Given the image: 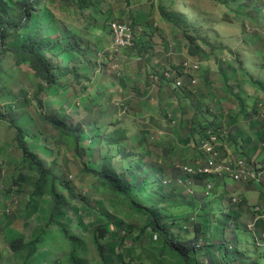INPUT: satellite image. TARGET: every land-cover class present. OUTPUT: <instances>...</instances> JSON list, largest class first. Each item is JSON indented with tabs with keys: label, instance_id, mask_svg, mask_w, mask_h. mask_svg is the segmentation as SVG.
Here are the masks:
<instances>
[{
	"label": "trees",
	"instance_id": "trees-1",
	"mask_svg": "<svg viewBox=\"0 0 264 264\" xmlns=\"http://www.w3.org/2000/svg\"><path fill=\"white\" fill-rule=\"evenodd\" d=\"M44 1L0 0V48H3L0 51V57L12 56L16 68L24 64L29 66L33 76L40 81L37 97L40 93L52 89L53 86H59L61 78L68 75L81 78L76 67H70L69 63L64 64L63 56L69 52L72 55H78L81 51L80 49L77 51L76 36L72 34L68 37L70 48L66 45L62 49L60 45L62 39L54 40L48 45L49 40L45 38L47 29L32 26L28 22L27 17L30 14L36 15L37 9L42 7ZM63 1L75 2L82 9H93L94 13L101 10L99 4L92 0ZM252 1H259V3L262 1V5L253 10V20L255 22L263 20V0ZM158 9L165 20L177 24L171 15L175 14L168 11L161 0ZM106 19L108 20L106 24L108 35L110 34L109 24L112 21L125 22L111 19L109 16ZM132 21L136 25L134 18ZM138 26L140 25L133 27L138 28ZM22 31L27 33V37L19 43H10L11 35L20 34ZM37 33L44 36L43 39H40ZM183 37L187 41V53L191 56H201V48L197 44L198 37L187 31L184 32ZM139 41L141 42V38ZM87 42L89 43L88 39ZM87 42L80 40L81 44H87ZM139 45L143 46V50L149 48L144 42L142 44L138 42L134 49H137ZM90 48L91 42L88 46V49ZM57 49L62 52L61 56L59 51H56ZM236 57L235 62L240 66L239 63L242 62L238 56ZM55 60H61L62 64H56ZM89 63L93 64L92 61ZM251 81L264 92V81L254 79ZM240 98L239 96V104L245 106V99ZM40 106H42L41 102ZM15 108L10 106V112L14 116L10 119L0 109V121L8 125L7 129L13 135L12 144L16 150L14 153H22V156L19 161L12 160L6 152L10 145L7 141L3 142L5 152L0 155L8 157V161L0 162V179L1 173L4 172L6 176L2 186L9 193L17 189V193L29 195V207L33 208L35 214L39 213L44 216V218L38 217L44 227L41 228L37 238L28 242L23 239V236L14 234L7 244L9 252L5 251L0 254V257L3 255L4 262L8 260L9 253L15 254L17 264H28L33 261L37 253L45 247L46 230L57 228L65 236L66 241L72 242L73 250L67 262L69 264H91L88 260L81 259L83 256L85 258L86 242L76 237L70 230L73 222L70 215L73 213L78 220L79 228L87 231L83 218L79 214L80 211L74 207V202L84 203L86 210L94 211V209L89 204V199L79 193L75 185L68 180L66 169L59 167L57 150L66 152L67 157L70 154L74 159L79 160L81 174L96 181L97 191H103L116 200L117 204L113 206L116 213H118L120 202L118 199H121V202L127 206L126 217L130 218L132 212H135L137 215L144 216L147 221L143 228H135L123 219L114 221L102 212L104 223L94 229L90 228L87 232L92 235V243L98 253L100 264H197L198 255L201 253L205 264H239L240 260L244 264H260L258 258H264V251H259V249H264L260 247H256L255 253L259 256L253 261V256L248 255V249L240 250V240L235 234L239 230L234 210L237 205L231 203L230 208L224 209L222 207L225 202L224 193L218 189V186L209 196L205 195L204 181L208 178L213 179L214 176L208 177L202 174L191 176L184 174L178 168L168 170L155 164L151 166L140 158L139 161L127 160L133 158L134 155L132 151L127 150L126 145L123 146L121 141L125 140V137L120 135L118 130L109 135V142H105L108 138L104 135L98 145L88 144L87 133L93 136L98 134H93V131L85 132L83 126L68 123L67 119L54 112L40 116L41 127H49L56 134L55 138L47 139L42 130L37 129L31 120L25 116H18V110ZM20 119L23 121L18 125ZM207 129L205 127L201 129L200 138L206 136ZM114 143H116V151H113L111 147ZM32 144L37 146L31 149ZM117 154L121 155L122 161L130 162L120 170L113 164ZM67 157L63 160L64 166L68 163ZM11 163H16V165L11 166ZM7 166L10 169L6 172ZM178 177L184 181L183 185L176 182ZM187 179L193 180L191 187L194 193L192 195L186 193L189 186L186 184ZM198 190L205 201L200 209L195 201L197 195L195 192ZM34 199L40 201L42 206L33 204ZM182 207H185L186 211L180 210ZM195 217L199 221H196ZM260 227L264 229V225L261 224ZM117 228L122 232H118ZM136 229L138 233L131 244H125V234H132ZM231 229L233 230L230 231ZM147 231L151 232L152 238L155 236V242L150 238L146 239ZM228 231L233 235L229 236ZM21 253L25 254L24 259L21 258Z\"/></svg>",
	"mask_w": 264,
	"mask_h": 264
},
{
	"label": "rangeland",
	"instance_id": "rangeland-1",
	"mask_svg": "<svg viewBox=\"0 0 264 264\" xmlns=\"http://www.w3.org/2000/svg\"><path fill=\"white\" fill-rule=\"evenodd\" d=\"M92 1H95L99 4L101 8L100 12L94 13L93 9H82L75 2L68 3L63 0H45L41 8L38 6V13L36 15L30 14L27 19L32 26H37L38 28L45 27L47 29V36L45 38L49 40L48 45L52 44L54 40L62 39L60 43L62 49L66 45L68 48H70L71 46L69 44L68 37L74 34L76 38H73H75V41L78 44L77 51L78 49H80L81 51L78 54V60L76 62L73 61L74 57L72 53H65L63 55L65 60L64 64H68L73 61L75 63L73 67H76L79 72L84 71V73L87 74V77H90L89 79H92V82L97 83L98 85H100V83H103V81H101L103 79V76L105 77L106 82H111L115 80V76L113 74L117 73L116 70L109 68V74L113 75L114 77L108 76L107 73L103 74L102 76V74L99 72H97L93 77V73L97 70L96 68H98L99 64H97V53H94L92 50H96L98 47L100 48V50H103L101 44L93 45L95 44V42H97L94 39V34H101L103 32H106V24L108 22V20L106 19L107 16H109L111 19L125 21L133 29V31L137 32V39L141 38V42H139L141 44L145 42L146 39L155 37L159 46H166L168 49L169 46L173 45L172 47H178L177 50L182 51V49H184L183 41L184 43H187V41L183 37L184 32L187 31L190 34L197 36V44L200 46V54H202L199 61H197L200 63V66L202 65V61L205 62L212 58L215 59L216 65H218L219 62H223V64H226L229 62V60L235 61L234 59H236V56H238L237 44L239 43L241 38L243 41L248 43L247 39H250L251 42H253L254 37H261V41L256 40V42L251 45H248L245 42L241 41L243 47L241 50H239L240 57L238 56V59H240L242 63H239L240 66L238 67L237 72L234 73L236 75L232 76V78H238L234 80L231 79L233 81V85H236V83H240L239 87L244 92V94H241V97L247 101L248 106H240L237 103L236 99H230L229 104L232 105L234 103L238 105L239 109L242 110L240 116L241 118H243L245 114L244 108L250 111V107H254V111H252V114L257 125H253L249 123L248 120H245V125L241 128V131L251 134H254L253 131L264 133V92L257 84L249 83L250 78L254 80L264 81V67L261 66L264 62L259 61L257 65V60L255 59V54H257L259 59H261L262 57L263 51L261 48L264 47V19L255 22L252 18L254 15L253 10L256 7L262 5V1H260L259 3V1L252 0H161L163 1L166 9L175 14L173 15L170 13L177 21V24H173L172 22H169L162 17L158 9L160 0ZM13 2L12 5H14ZM133 18L136 21V25L133 24ZM137 25L140 26H138V28L133 27ZM150 27H154V33H152L153 31L149 33ZM145 30L148 32H146ZM139 32L141 34H139ZM171 33L175 36H173ZM37 35L40 39H43L42 37H44L40 33H37ZM11 36L12 37L10 43H19V41H22L27 37V33H23L22 31L20 32V34L14 33ZM87 39L89 40V43L87 42ZM80 40H83L85 43L87 42V44H81ZM90 42H92V45L91 48L88 49ZM179 45L181 46L179 47ZM2 49L3 48L1 47L0 51H2ZM59 49H57L56 51H59ZM220 50L222 52H224V50H227V53L233 54L234 57H229V55L226 54L220 57V53L217 52ZM61 53L62 52L59 51L60 56L62 55ZM86 53L89 56L87 61L84 57ZM245 53H248L249 56L244 55ZM242 55L244 56L242 57ZM112 57L114 58L113 55ZM90 61H92L94 65L90 64ZM54 62L56 64H62L61 60H55ZM109 62L111 61L106 60L105 63L108 64ZM236 64L237 63L235 62L233 66H236ZM179 65L180 64L170 69H158L156 73L160 76V81H172V79H166L164 73H172L176 71L179 68ZM242 67H245L246 71H244ZM230 68L231 66H229V69ZM199 72L196 77L197 82ZM223 81L225 82V78L223 79ZM89 83H91V80L89 81L87 78L81 79L80 81L78 80V78H75L73 76L66 79L63 78V80L59 83V87L54 86L52 89L40 93V95H38L37 97L40 81L33 76V72L30 70L29 66L24 64L23 66L16 68L14 66V60L12 56L9 55L5 58L0 57V109L2 110L4 115L8 119H10V117H14L10 112V106L16 107L15 110H18V116H25L29 120H31L32 124H35V127L37 129L42 130V133L45 135V137H47V139L55 138L56 134L52 132L49 127H41L40 116L51 114L52 112L58 114V110H56L58 104L61 106L60 114H64L65 116H67V111H70L71 114H76V105L73 108L71 106L66 108L68 106L67 95L69 94H63L62 91L67 90L69 86H75L78 92L81 93L86 90L87 86L90 85ZM70 89L72 90V88ZM232 90L235 91L234 86L232 87V89L229 88V91ZM245 94H247L248 96ZM214 95L221 94L215 91ZM61 99H64L65 101L63 102L61 101ZM40 102L42 103V106H40ZM86 102L88 101L81 100L83 107L91 109V112L93 111L94 114L87 112H83V114L87 115L88 118L92 116V120H94L99 115V113L106 114L110 108V104L105 103L104 101L102 102V99L96 101L97 104H100V107L94 106V102L92 101L90 105H87ZM203 109L204 107H202V110ZM227 110L230 113H234V109L227 108ZM230 115L231 117L235 116L232 114ZM22 121L23 119H20L18 125H20ZM124 123L125 129L119 128L118 130L120 132V135H123V137H125L127 140H137L138 137H131L126 133L131 128V124L127 122ZM7 126L8 125L6 123L0 121V153L5 152L3 142L7 141L9 145L11 143V148H13V135L11 134V132L9 133ZM98 128L99 129H97V131H93V134H98L97 136H93L87 133L88 144L93 143L95 145H98L100 143V140L104 138V135H106L108 138L109 135L115 132H106L104 129L102 130L100 127ZM241 136L246 139V135ZM252 137L259 142L260 137H258V135H253ZM188 140H190V137L188 138ZM260 141L263 143L264 137H262V140ZM105 142H109V138ZM140 144L141 143H139V147H132L130 143L123 144V146L126 145L127 149H130L134 155L133 158H128L127 160L136 159V161H139L138 159L140 158V160L149 164V160L144 161L147 154ZM115 145L116 143L112 144L111 146L113 151H116ZM146 146L149 149V145L147 143ZM150 146L153 149L157 150L163 149L165 147V145L163 144L155 143L150 144ZM119 148H121V146H119ZM14 151L15 149L11 150L10 148L6 150V152L11 156L13 160L19 161V154H17V152L14 153ZM149 151L151 152L150 149ZM56 152L59 156V167H64L66 169L68 180L75 185L79 193H81L85 198L89 199V204L94 208L96 212V214H92L89 210L85 209L84 203L80 201L74 202V207L80 211V216L83 218L84 225L87 227V231L79 228V226L77 225L78 220L75 218L74 214L71 213L70 218L73 222L70 226V230H73L72 232L76 236L83 238L87 244V247L85 249V258L83 256L81 259H86L91 264H100L98 253L94 247V244L92 243V235L87 234V232L90 231V228L94 229L104 223V221L102 220V216H100L102 215V212L104 215L109 216L114 221H120L123 219V221H127L128 224L134 225L135 228H143L146 225L147 221L144 216H142L141 214L137 215L135 212H132V216L130 218L126 217L127 206L126 204H124V202H121V199H118L120 200V202L118 203V213H116L113 208V206L117 204L116 200H113V197L111 195H108L103 191H97L96 181L81 174V165L79 163V160L74 159L70 154H68L67 157V153L62 150H57ZM20 155L22 156V153ZM3 157L4 155H0V162L2 163H4ZM66 157L68 158V163L66 166H64L63 160ZM84 161L85 160H83V162ZM129 163L130 162L122 161L120 154H117L116 158L113 161L114 166L116 168L118 167L119 170L120 168H124V166L128 165ZM15 165L16 163H11V166ZM170 167L174 168L172 167V165ZM9 169L10 168L7 166L5 171L7 172ZM5 176L6 174L2 172L0 179V235L2 233L3 236L11 238L14 234H17L18 236H22L23 234V239H25V241H31L36 236H39L41 228L44 227V224H41L42 226L39 227L36 219V217L38 216L36 215H39L41 218H44V216L40 215L39 213L35 214L32 210V207L28 208L27 196L24 197L22 194L17 193V189H13L9 193L2 186V183H4L5 180ZM231 183L234 182L231 181ZM250 184L251 183L247 185L240 183L236 188V192H240L243 188H245V190L247 191L245 196L248 203L246 204L244 202L243 204L244 206H248L249 210L244 209V213H239L238 210L235 211L237 219L236 225L239 229L235 234L240 240V250L246 251V249H248V255L253 256V261L254 258L257 259V256H259V254L255 253V249L258 246L256 245L257 243L255 244L253 242V237L247 230L246 225L253 220L252 204L259 203L264 206V199H262V202H260V200L256 198L255 201L250 202ZM95 190L97 192H95ZM195 194L199 195H196L195 201L197 202L198 208L200 209L205 201H203L204 198L203 196H201V192H199V190L195 192ZM235 196L236 195L229 196L224 194V201L230 204V199ZM16 200L19 201V206L15 209L16 211L14 213ZM33 204L42 206V203L40 201H37L36 199H34ZM222 207L225 209L226 206L224 203L222 204ZM242 207L243 206L239 208ZM8 209L10 211V215L13 216L8 217L5 215V211H8ZM180 210L186 211V208L182 207ZM197 220L198 218H196V221ZM4 225L7 229H12V235L11 233H9V231L6 230V228H4ZM233 226L234 224L232 225V227ZM232 230L233 229H231L230 231ZM117 231L122 232L121 230H119V228H117ZM230 231H228L229 236L233 235ZM137 233V229L132 234L126 233L125 244L130 245L131 241L134 239ZM122 235H124V233H122ZM149 238L154 242L156 241L155 236L152 238L151 232L147 231L146 239L149 240ZM44 240H46L44 249L40 250L37 253L36 258L33 261L28 262V264H69L67 260L69 259L71 248L68 246H71L72 242L66 241L65 236L61 234L59 229L52 228L46 230ZM5 245H7L6 239L3 240L0 237V254L8 251ZM259 251L263 252L264 250L259 249ZM20 256L22 259L25 258L24 253L20 254ZM80 256L81 255L79 254V257ZM202 257V253L198 255L199 262L197 264H205L202 261ZM258 261L260 264H264V258L260 257L258 258ZM238 263L244 264L242 260L238 261ZM0 264H17L15 254L12 253L11 255H9L8 260H6L5 262L3 255H1Z\"/></svg>",
	"mask_w": 264,
	"mask_h": 264
},
{
	"label": "crops",
	"instance_id": "crops-1",
	"mask_svg": "<svg viewBox=\"0 0 264 264\" xmlns=\"http://www.w3.org/2000/svg\"><path fill=\"white\" fill-rule=\"evenodd\" d=\"M153 30L154 27H150L149 33ZM172 35L175 36L174 34ZM94 39L97 42L93 45L101 44L103 47V50H100L99 47L96 50H92L97 53L99 64H101V61L106 62L107 58L111 61L107 65L104 63H102L103 66L98 65L99 68H96V71L101 73L102 76L107 73L108 76L114 77L109 74V68L114 62L113 59H110L112 56L109 53L112 43L111 33L109 35L106 32L95 33ZM151 39L148 38L144 42V44L148 45V49L143 50V46L140 45L137 49L122 50L116 60L121 69V77H115V80L106 82L103 76L101 80L103 83H100V85L93 83V80L89 79V77L88 80H91V83H89L90 85L87 86L85 91L79 93L75 86H69L67 90H63V94H69L67 95L68 106L66 108L70 106L73 108L75 105L77 108L76 114H71L70 111H67L66 118L74 125H83L89 132L97 131L98 127L106 132H112L119 128L125 129L124 122L130 123L131 128L126 133L131 137L136 136L138 138L135 141L125 138L121 142L123 144L130 143L132 147H139V143H141L140 145L147 154L144 161L149 160L150 162L148 163L151 166L155 164L168 170H170L171 165L174 168L179 166L195 167L200 158L204 159L199 144L197 145L196 142L199 140V133L202 132L201 129L204 127L221 130L216 132L221 162L228 163L233 160L244 159L251 167L263 166L264 146L260 140L264 137V133L253 131L254 134H251L241 131V128L245 125V120L257 125L252 114L254 107L251 106L250 111L244 108L245 114L241 118L242 110L239 109L238 105L229 104L230 99H236L239 104L238 98L239 96L241 97L242 93L244 94L239 87L240 83L233 85L231 80L238 78H232L233 75H236L234 73L237 72L239 67L237 64L233 66L235 61L229 60L226 64L219 62L218 65L215 64V59L213 58L205 62L202 61L198 84L194 87L191 86L189 79L184 80V89L177 88L173 81L161 80L154 83L150 76L157 72L158 69L176 67L186 58L199 61L201 57L199 55H189L186 48L187 43H184V41V49L178 51V47H172V45L167 49L166 46H159L155 37ZM148 40L150 43H147ZM256 40L261 41L262 38L259 36L254 37L253 42L247 39L248 43L241 38L237 44V55L240 57L239 50L243 47L241 41L251 45ZM261 49L263 51L261 59L255 54L257 65L259 61L264 62V47ZM217 52L220 53V57L224 54L234 57L233 54H228L227 50ZM244 55L249 56L248 53ZM73 57V61L76 62L78 55H73ZM84 57L87 61L89 56L86 53ZM73 61L69 63L70 67L75 65ZM229 66H231L230 69ZM261 66L264 67V63ZM242 68L246 71L245 67ZM96 71L93 73V77L97 73ZM80 74L82 76L87 75L84 71H80ZM224 78L225 82L223 81ZM249 83H253L251 79ZM233 86L235 91H229V88L232 89ZM215 91L221 95H214ZM99 99H102V102L109 103L110 108L106 114L99 113L92 120V116L88 118L83 112L93 114L94 112H91V109L87 107L84 108L81 100L88 101L86 102L87 105H90L92 101L94 106L100 107V104L96 102ZM61 101L64 102L65 100L61 99ZM244 105L248 106L247 101ZM202 107H204L203 110ZM60 108L61 106L58 104L56 110L59 111ZM227 108L234 109V113H230ZM230 114L235 116L231 117ZM61 115L63 116L64 114ZM241 135H246V139ZM253 135L260 137L259 142L252 137ZM189 137L190 140H188ZM146 143L149 145L151 152ZM152 143L163 144L165 147L160 150L153 149L150 146ZM127 150L131 151L130 149ZM230 180L228 178H214L218 189L229 196L234 195L233 192L237 191V184L231 183ZM246 193L245 188L237 192L243 199L246 198ZM249 194L250 202L255 201L256 198L262 202V199H264V179L260 183L250 184ZM237 210L239 213L245 212L241 208Z\"/></svg>",
	"mask_w": 264,
	"mask_h": 264
},
{
	"label": "built area",
	"instance_id": "built-area-1",
	"mask_svg": "<svg viewBox=\"0 0 264 264\" xmlns=\"http://www.w3.org/2000/svg\"><path fill=\"white\" fill-rule=\"evenodd\" d=\"M109 30L112 36V43L110 51L116 57L120 56L124 49H134L139 41L137 39V32L126 23L122 21H112L109 24ZM139 34H141L139 32ZM116 65V64H114ZM113 65V66H114ZM116 68V66H114ZM200 63L193 60H184L179 65V68L172 73H164L166 79H172L177 88H182L184 80L188 78L192 87L197 85V74L200 71ZM153 82L159 81L160 76L153 74L151 76ZM221 131L220 129L214 130L209 129L206 131V137L200 142V149L204 154V159L200 158L194 169L189 166H179L181 170L188 174H217L219 176L228 175L236 182H249L251 180H259L261 174L255 170H251L247 163L242 159H237L232 162H221L220 149L216 141V132ZM189 184H191L189 182ZM212 189V183L206 181L205 183V194L208 195ZM193 189L188 188L187 193L193 194ZM259 213L256 220L264 219L263 209L260 207L256 208ZM253 225L250 226L252 228Z\"/></svg>",
	"mask_w": 264,
	"mask_h": 264
},
{
	"label": "clouds",
	"instance_id": "clouds-1",
	"mask_svg": "<svg viewBox=\"0 0 264 264\" xmlns=\"http://www.w3.org/2000/svg\"><path fill=\"white\" fill-rule=\"evenodd\" d=\"M111 33V32H110ZM125 50H127V49H125ZM130 50H133V49H130ZM109 53H110V55L112 56H114V58L113 57H111L110 59H113L114 60V62L112 63V65L110 66V69H113V70H116L117 71V73H115V74H113L115 77H121V69H120V67H119V64L116 62V60L118 59V57H116L113 53H111V51H110V49H109ZM98 59H99V57H98ZM106 60H108V61H110L108 58L106 59ZM185 60H191V58H186ZM184 61V60H183ZM182 61V62H183ZM194 61V60H193ZM197 61V60H196ZM102 63H104V64H106L105 62H102L101 61V64H99V60H97V64H99L100 66H103V64ZM114 64H116V65H114ZM181 64V63H180ZM107 65V64H106ZM116 66V68H114V66ZM96 66V65H95ZM99 68V67H98ZM97 72V71H96ZM80 73V72H79ZM153 74H157L156 72H154ZM73 77H74V75H72ZM71 75H68V76H66V77H64L65 79L66 78H69V77H72ZM152 76V75H151ZM151 76H150V78H151ZM84 78H89V77H87V75L86 76H82L81 75V78H78V80L80 81L81 79H84ZM186 79H188V78H186ZM63 80V78H61L60 79V81H59V83L61 82ZM160 81V80H159ZM159 81H156V82H159ZM173 81V80H172ZM190 81V80H189ZM156 82H154V83H156ZM62 84H64V83H62ZM68 85V84H67ZM55 86H57V85H55ZM54 87V86H53ZM52 87V88H53ZM57 87H59V86H57ZM183 87H184V83H183ZM183 87L182 88H180V89H183ZM52 91V90H51ZM55 95H59V94H55ZM61 96V95H60ZM58 115H60L61 117H63L64 119H67L66 118V116L65 115H61L60 114V110L58 111ZM68 120V119H67ZM68 123H71L69 120H68ZM71 124H73V123H71ZM74 125V124H73ZM78 124H76L75 126H77ZM81 126H83V125H81ZM85 129V132H87L88 130H87V128L85 127L84 128ZM209 129H214V130H217V129H215V128H208L207 130H209ZM117 130H119V129H117ZM117 130H115V131H117ZM206 130V131H207ZM205 131V132H206ZM89 132V131H88ZM206 137V136H205ZM204 137V138H205ZM204 138H200L199 137V140L197 141L198 142V144H199V147H200V142H201V140H203ZM262 145L264 146V143H262ZM37 145L36 144H32L31 145V149H33L34 147H36ZM12 147V145H11V143H10V149H15L14 147L13 148H11ZM201 150V149H200ZM16 151V150H15ZM14 151V152H15ZM37 151V150H36ZM202 151V150H201ZM17 154H19L18 155V158H19V160H20V158H21V155H20V153H17ZM204 155V154H203ZM8 157H4V160L5 159H7ZM12 159V158H11ZM13 160V159H12ZM242 160H244V159H242ZM6 161H8V160H6ZM234 161V160H233ZM246 163H247V165L249 166V168L251 169V170H255L256 172H259V173H262L261 174V178L259 179V180H251V181H249V182H236V181H234L231 177H229L228 175H224V176H219V175H217V174H202V175H208V177H210V176H214L213 177V179H210V178H208V179H205V181H204V193H205V183H206V181H210L211 183H212V189L210 190V192H209V194L207 195V196H209L210 194H211V192L215 189V187H216V185H215V182H214V178L215 177H218V178H228V179H231V181H233L235 184H237V185H239L240 183L241 184H249V183H260V182H262L263 181V179H264V165L263 166H259V167H251L250 166V164L246 161V160H244ZM230 162H232V161H230ZM190 168H192V169H194L195 167L194 166H189ZM175 168H178L180 171H182L184 174H187V175H191V176H194V175H198L199 173H195V174H188V173H185L183 170H181L179 167H175ZM176 182L179 184V185H183L184 184V181L180 178V177H178L177 179H176ZM189 182L191 183V184H189ZM186 184L187 185H189L188 187H187V189L188 188H192L191 187V185L193 184V180L192 179H187L186 180ZM187 189H186V193H187ZM194 191V190H193ZM194 193V192H193ZM19 194H22V193H19ZM188 194V193H187ZM225 194V193H224ZM233 194L234 195H236L235 197H233V198H231L230 200H231V203L233 204V205H237V207L234 209L235 211L239 208V207H241V206H243L241 209H243V211H244V209H248L249 210V207L248 206H244V202L247 204L248 202L245 200V199H243L242 197H240L238 194H237V192L236 191H234L233 192ZM24 197L25 196H27L28 197V208H30L29 207V203H30V199H29V195H27V194H22ZM188 195H192V194H188ZM206 195V194H205ZM226 195V194H225ZM239 196V197H238ZM241 200H243V201H241ZM38 201V200H37ZM16 205L14 206L15 208H14V213H15V209L16 208H18V206H19V201L18 200H16ZM230 203V204H231ZM224 204H225V208L226 209H228V208H230V204H228L227 202H224ZM253 205V220L252 221H250L249 223H247V225H246V227H247V230L251 233V235H252V237H253V242L258 246V247H260V248H262V249H264V229H262L261 227H260V225L262 224V225H264V219H261V220H256V218H257V216H258V212L256 211V208L257 207H260L261 209H263V214H264V206H262L261 204H259V203H255V204H252ZM92 207V206H91ZM93 208V207H92ZM94 209V208H93ZM33 210V209H32ZM90 211V210H89ZM92 214H96V212H95V210L94 211H90ZM79 214H80V212H79ZM5 215L6 216H8V217H11V216H13V215H10V211H9V209H8V211L6 210L5 211ZM36 216H38L39 217V215H36ZM101 216V215H100ZM38 217H36V219H37V222H38V224H39V227H41L42 225L41 224H43V223H41V222H39V218ZM6 221H8V220H6ZM251 225H253V227L252 228H250V226ZM44 226V225H43ZM8 227H11V226H8ZM4 228H6L5 227V225H4ZM6 230L7 231H9V233H11L12 232V229L11 230H9V229H7L6 228ZM71 231H73V230H71ZM40 233V232H39ZM38 233V234H39ZM74 234V233H73ZM75 235V234H74ZM22 236H23V234H22ZM76 236V235H75ZM0 237L4 240V239H6V241H7V244L9 243V241H11L12 240V237L11 238H8L7 236H3V234L1 233V235H0ZM24 237V236H23ZM37 237V236H36ZM35 237V238H36ZM76 237H78V238H80V239H82L83 241H85L83 238H81V237H79V236H76ZM34 238V239H35ZM156 239V238H155ZM32 241V240H31ZM86 242V241H85ZM6 246V248L8 249V252H9V248H8V246L7 245H5ZM68 247H70L71 248V251L73 250V248L71 247V246H68ZM86 247H87V244H86ZM71 251H70V253H71ZM4 253V252H3ZM12 253H9V255H11ZM21 254H23V253H21ZM26 257V256H25Z\"/></svg>",
	"mask_w": 264,
	"mask_h": 264
},
{
	"label": "water",
	"instance_id": "water-1",
	"mask_svg": "<svg viewBox=\"0 0 264 264\" xmlns=\"http://www.w3.org/2000/svg\"><path fill=\"white\" fill-rule=\"evenodd\" d=\"M152 80V79H151Z\"/></svg>",
	"mask_w": 264,
	"mask_h": 264
}]
</instances>
